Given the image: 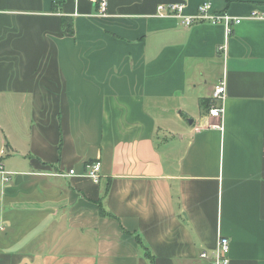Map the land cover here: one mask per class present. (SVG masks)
Returning <instances> with one entry per match:
<instances>
[{
  "label": "crops",
  "instance_id": "obj_1",
  "mask_svg": "<svg viewBox=\"0 0 264 264\" xmlns=\"http://www.w3.org/2000/svg\"><path fill=\"white\" fill-rule=\"evenodd\" d=\"M54 3L0 0V264H264V0Z\"/></svg>",
  "mask_w": 264,
  "mask_h": 264
},
{
  "label": "built area",
  "instance_id": "obj_2",
  "mask_svg": "<svg viewBox=\"0 0 264 264\" xmlns=\"http://www.w3.org/2000/svg\"><path fill=\"white\" fill-rule=\"evenodd\" d=\"M98 2V14L101 17L106 16L107 9V0H94ZM157 15L159 17H165L174 15L176 17L181 18V10L182 6L179 4H170V5H160L157 8ZM253 18H262V16H258L257 14L252 15ZM242 18L232 17L227 13L221 14H210L209 13V5L203 4L199 6L198 12L194 16L181 18V25L184 27H189L192 24L204 22L212 25L221 24L225 29V36H229L232 32L233 26L239 25L242 22ZM224 51L225 45L220 47ZM226 97V87L225 82L221 81L218 85H216L212 92V101L219 102V106L211 105L209 107V116L212 118H216L221 120L224 113V100ZM100 171L101 165L98 161H94L89 163L87 166L86 176L98 183L100 180ZM0 173L3 176L4 181H8V174L1 171ZM74 170H70L67 175H74ZM200 258L210 260L213 264H229V240L226 237L218 236L215 247L211 250L210 253L203 252L200 255Z\"/></svg>",
  "mask_w": 264,
  "mask_h": 264
},
{
  "label": "trees",
  "instance_id": "obj_3",
  "mask_svg": "<svg viewBox=\"0 0 264 264\" xmlns=\"http://www.w3.org/2000/svg\"><path fill=\"white\" fill-rule=\"evenodd\" d=\"M58 1V3H54L53 4V9L54 11L57 10V8L59 6H61V1L62 0H56ZM61 28L64 34L69 35V36H73L74 35V23H73V19L67 16H63L61 17ZM100 215L102 217L107 216V214L105 213V211L103 209H100ZM147 256H150L148 253H146Z\"/></svg>",
  "mask_w": 264,
  "mask_h": 264
},
{
  "label": "rangeland",
  "instance_id": "obj_4",
  "mask_svg": "<svg viewBox=\"0 0 264 264\" xmlns=\"http://www.w3.org/2000/svg\"><path fill=\"white\" fill-rule=\"evenodd\" d=\"M98 4V3H97ZM108 5V4H107ZM201 6V5H200ZM199 8V7H198ZM107 10V9H106ZM99 11V10H98ZM198 12V11H197ZM99 15V14H98ZM170 16H174V15H170ZM181 18H184V17H181ZM181 18H180V23H181ZM199 23H204V22H199ZM195 24H197V23H195ZM207 24H209V23H207ZM192 25H194V24H192ZM191 25V26H192ZM210 25H212V24H210ZM217 25V24H216ZM190 27V26H189Z\"/></svg>",
  "mask_w": 264,
  "mask_h": 264
},
{
  "label": "water",
  "instance_id": "obj_5",
  "mask_svg": "<svg viewBox=\"0 0 264 264\" xmlns=\"http://www.w3.org/2000/svg\"><path fill=\"white\" fill-rule=\"evenodd\" d=\"M189 123H192V121L190 120Z\"/></svg>",
  "mask_w": 264,
  "mask_h": 264
}]
</instances>
